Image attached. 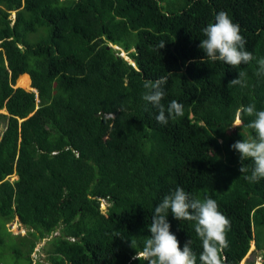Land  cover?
Returning a JSON list of instances; mask_svg holds the SVG:
<instances>
[{
	"label": "trees",
	"instance_id": "1",
	"mask_svg": "<svg viewBox=\"0 0 264 264\" xmlns=\"http://www.w3.org/2000/svg\"><path fill=\"white\" fill-rule=\"evenodd\" d=\"M221 10L240 25L246 49L264 57V0H0L5 264H33L43 239L49 261L35 264H148L132 257L151 235L156 205L176 187L214 198L230 220L223 264H264V180L243 179L231 148L255 137L247 126L254 117L242 114L230 130L238 108L264 110V76L256 60L239 69L205 60L202 29ZM239 71L247 87H229ZM20 73L29 76L18 85L29 89L30 77L38 100L14 86ZM162 76V103L184 106L166 126L143 99L144 81ZM16 217L24 234L5 226ZM168 221L181 249L192 239L199 264L195 221L171 212Z\"/></svg>",
	"mask_w": 264,
	"mask_h": 264
},
{
	"label": "clouds",
	"instance_id": "2",
	"mask_svg": "<svg viewBox=\"0 0 264 264\" xmlns=\"http://www.w3.org/2000/svg\"><path fill=\"white\" fill-rule=\"evenodd\" d=\"M12 14L14 20L15 14L14 12ZM202 33L204 38L200 40L199 48L206 54L205 60L223 62L238 69L242 64L247 65L256 60L259 65L256 75L264 76V57L257 58L246 49L247 40L241 34L240 25L234 23L227 12L219 11L215 15L214 22L204 27ZM165 44L164 41H160L158 48H164ZM108 45L114 48L116 46L119 54L121 52L124 53V50L120 49L118 45L114 44L115 46H113V43ZM124 57L134 64L128 55ZM22 74L27 73H20L15 77L14 86L20 87L26 92H33L35 99L38 100L37 90L32 87L30 77L29 91L18 85L17 79ZM167 82L168 77L162 76L154 81L146 79L143 83V87L146 90L143 99L157 110L158 115H156L155 119L158 124L164 126L169 123L170 119L174 120L177 117L184 116L183 104L172 100L165 107L162 103L166 95L165 86ZM237 85L247 87L245 72L239 71L238 78L229 82V87ZM242 114L254 117L247 126L254 130L255 137L236 141L231 145V148L240 154L241 166L239 171L242 173L243 179L249 183H258L260 180H264V110H257L254 104L238 108L230 128L241 126L243 123ZM108 115L111 116L110 114ZM220 142L222 143V141ZM246 161L251 162V170ZM249 171L250 174H247ZM11 178L12 180L16 179V175L13 174ZM103 202H101V205ZM105 208L103 207V209ZM169 212L181 222L195 221L194 231L199 237L202 247V251L199 253V264H223L221 254L229 246L227 232L231 229L230 220L219 210V205L214 198L210 196L204 199L195 198L186 192L183 187H176L170 193L164 195L156 205L151 223L148 225L151 235L144 241L143 250L136 251V255L132 259L147 260L148 264H198L197 254L192 248V239L186 240L183 249H181L177 236L170 231ZM12 221H16L15 223L19 226H23L17 217L9 221V223ZM7 223H5V226L8 227ZM53 233L56 234L57 231ZM116 236L126 239L119 232L116 233ZM130 246L136 249V241L134 239H131ZM258 259L260 260V257ZM35 263L36 261H33V264Z\"/></svg>",
	"mask_w": 264,
	"mask_h": 264
},
{
	"label": "rangeland",
	"instance_id": "3",
	"mask_svg": "<svg viewBox=\"0 0 264 264\" xmlns=\"http://www.w3.org/2000/svg\"><path fill=\"white\" fill-rule=\"evenodd\" d=\"M10 18H11V20L13 21V14L11 13V16H10ZM113 46H115L114 44H113ZM121 54H123V56H125V55H127L128 54V52H126V51H124V53L123 52H121ZM128 58V57H127ZM130 58V57H129ZM130 60H132L131 58H130ZM30 89V88H29ZM29 89H27V91H29ZM238 128V127H237ZM230 130H231V128H230ZM101 207L103 208V207H106V203L105 202H103V204L101 205ZM16 221H12V222H8L7 223V225H8V227H9V230H11L13 233H18V232H20L21 234H24L26 231H27V229L25 228V227H23V226H19L17 223H15ZM0 234L3 236V232H2V230H1V232H0ZM45 241H46V239H43L41 242H39L36 246H38V247H36V249H35V251L32 253V257H33V261H37V260H39L40 262H42V263H48V261H49V259H48V257H46V254L43 252V250L41 249V247L45 244ZM4 247H0V249H3ZM254 250V243L253 242H251V245H250V249H249V251H248V254H247V256L251 253V251H253ZM0 256H2V258L3 259H1L0 258V260H1V262H2V264H5V258L7 257L6 255L4 256V254H3V252H0ZM259 257H256V260H255V263L254 264H256V262H258V261H260V263L262 264V262H261V260H259L258 259Z\"/></svg>",
	"mask_w": 264,
	"mask_h": 264
},
{
	"label": "bare ground",
	"instance_id": "4",
	"mask_svg": "<svg viewBox=\"0 0 264 264\" xmlns=\"http://www.w3.org/2000/svg\"><path fill=\"white\" fill-rule=\"evenodd\" d=\"M258 262H260V261H258ZM258 262H256V264H258Z\"/></svg>",
	"mask_w": 264,
	"mask_h": 264
},
{
	"label": "water",
	"instance_id": "5",
	"mask_svg": "<svg viewBox=\"0 0 264 264\" xmlns=\"http://www.w3.org/2000/svg\"><path fill=\"white\" fill-rule=\"evenodd\" d=\"M110 46V45H109ZM115 48H117L116 46H115Z\"/></svg>",
	"mask_w": 264,
	"mask_h": 264
}]
</instances>
